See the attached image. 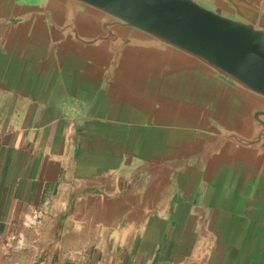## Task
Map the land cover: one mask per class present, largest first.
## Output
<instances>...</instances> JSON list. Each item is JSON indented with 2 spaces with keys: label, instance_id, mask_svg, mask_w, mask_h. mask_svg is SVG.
<instances>
[{
  "label": "water",
  "instance_id": "water-1",
  "mask_svg": "<svg viewBox=\"0 0 264 264\" xmlns=\"http://www.w3.org/2000/svg\"><path fill=\"white\" fill-rule=\"evenodd\" d=\"M0 87L123 137L127 188L232 183L264 225V0H0Z\"/></svg>",
  "mask_w": 264,
  "mask_h": 264
},
{
  "label": "crops",
  "instance_id": "crops-1",
  "mask_svg": "<svg viewBox=\"0 0 264 264\" xmlns=\"http://www.w3.org/2000/svg\"><path fill=\"white\" fill-rule=\"evenodd\" d=\"M131 152L66 100L0 87V264H264V225L236 186L204 212L187 195L170 208L126 187Z\"/></svg>",
  "mask_w": 264,
  "mask_h": 264
},
{
  "label": "built area",
  "instance_id": "built-area-1",
  "mask_svg": "<svg viewBox=\"0 0 264 264\" xmlns=\"http://www.w3.org/2000/svg\"><path fill=\"white\" fill-rule=\"evenodd\" d=\"M11 240H13V238H11ZM12 244V243H11Z\"/></svg>",
  "mask_w": 264,
  "mask_h": 264
}]
</instances>
